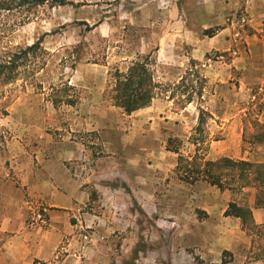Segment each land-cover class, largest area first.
I'll return each instance as SVG.
<instances>
[{
    "label": "rangeland",
    "instance_id": "1",
    "mask_svg": "<svg viewBox=\"0 0 264 264\" xmlns=\"http://www.w3.org/2000/svg\"><path fill=\"white\" fill-rule=\"evenodd\" d=\"M253 13L246 0H53L28 19L0 9V57L40 42L0 91V180L21 193L27 224L47 225L62 210L53 197L71 193L68 237L104 242L105 264H264V229L224 218L231 202L250 207L252 191L191 182L178 163L264 158V144L243 140L248 121H264V80L250 83L264 21ZM149 54L158 82L193 69L201 95L183 108L162 96L131 114L116 107L115 70ZM57 162L79 185L44 183Z\"/></svg>",
    "mask_w": 264,
    "mask_h": 264
},
{
    "label": "trees",
    "instance_id": "2",
    "mask_svg": "<svg viewBox=\"0 0 264 264\" xmlns=\"http://www.w3.org/2000/svg\"><path fill=\"white\" fill-rule=\"evenodd\" d=\"M53 0H0V9L5 11L21 10L25 19L37 11L39 7ZM63 3V2H61ZM40 42L21 50L20 53L5 54L0 57V91L17 80L19 67L23 61H29L31 52L39 47ZM153 56L138 57L128 67L126 72L116 69L113 74V82L110 86V98L116 107L121 108L126 114H131L151 105L152 101L159 97L173 100L182 108L193 102L195 96L202 93L201 78L193 69L189 70L188 78L182 79L174 85L161 84L154 76ZM264 110V104H262ZM202 133L201 126L197 127ZM243 140L252 144H264V121L253 119L244 126ZM202 142V141H201ZM199 142L198 144H200ZM174 140H169L170 146ZM172 151L178 153V148ZM184 157L180 156L178 163L186 180L196 182L200 179L207 181L220 189L243 190L254 188L256 190L255 206L264 208V162H252L247 160H234L221 158L217 161H207L196 155L192 161L184 163ZM184 164L183 166H180ZM182 167L184 169H182ZM225 216L239 218L244 229L260 230L264 225L258 226L253 218L251 207L231 202L224 213ZM262 234V233H261Z\"/></svg>",
    "mask_w": 264,
    "mask_h": 264
},
{
    "label": "crops",
    "instance_id": "3",
    "mask_svg": "<svg viewBox=\"0 0 264 264\" xmlns=\"http://www.w3.org/2000/svg\"><path fill=\"white\" fill-rule=\"evenodd\" d=\"M246 4L249 9L254 11L251 14L254 21H251L255 24L262 23L261 21H264V0H246ZM250 62L252 76H255L250 83H261L264 80V63L255 62V60ZM242 159L250 161L248 157ZM258 162H264V158ZM98 165L96 162L95 173H99ZM30 178V181L34 182L33 174ZM46 180H44L45 184L56 186H74L80 183L72 168L58 162L51 168ZM2 184L5 185L4 188L1 186ZM10 186L8 181L0 180V264H105L106 256L102 252V249L106 247L104 242L93 240L92 244L87 247L83 242L75 241V237H68L74 232V226L70 223L71 213L69 210L67 211L74 207L75 198L71 193L54 196L51 206L62 208V210L51 209L48 212V224L34 226L27 224L29 213L21 193L16 191L18 190L16 188L15 192L11 191ZM243 190L252 191L249 204L254 221L258 226L264 225V208L255 206L256 190L254 188ZM87 199L88 196L82 198L83 201H87ZM224 218L236 220L238 226L241 221L239 218L231 216ZM243 230L247 231L244 228ZM87 250H92L95 253L94 259L86 256ZM262 262H264V258Z\"/></svg>",
    "mask_w": 264,
    "mask_h": 264
},
{
    "label": "built area",
    "instance_id": "4",
    "mask_svg": "<svg viewBox=\"0 0 264 264\" xmlns=\"http://www.w3.org/2000/svg\"><path fill=\"white\" fill-rule=\"evenodd\" d=\"M37 217L40 219L42 217V215L38 214ZM85 239H87V237H85Z\"/></svg>",
    "mask_w": 264,
    "mask_h": 264
}]
</instances>
